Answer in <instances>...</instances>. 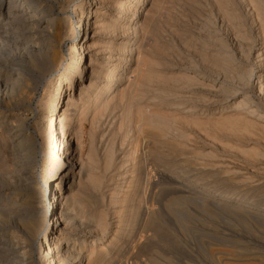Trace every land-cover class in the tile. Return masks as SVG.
Segmentation results:
<instances>
[{
	"label": "bare ground",
	"instance_id": "obj_1",
	"mask_svg": "<svg viewBox=\"0 0 264 264\" xmlns=\"http://www.w3.org/2000/svg\"><path fill=\"white\" fill-rule=\"evenodd\" d=\"M54 1L57 5V13L63 15L54 14V7L49 4L50 0H0V33H5L6 42L10 41V38L18 41V43L22 42L26 50L24 52L26 56L23 57V60L17 61L8 55L5 60L0 61V87L5 95V119L12 115V113L8 114L6 112L12 110L10 103L14 104V101L8 98L17 97L19 100L28 95L33 87H38L43 83L44 76L40 72L51 71L55 67L61 66L64 61L61 50L64 43H66L68 51L74 55L70 64L64 66L66 70L63 75L56 77L54 80L55 85L50 86L52 88L51 92L42 107L32 111L35 116L34 130H36L38 136L41 135L45 139L44 146L40 144L38 150V142L34 133H27L23 123L14 126L13 129L11 128L10 136L12 138L9 139V142L3 144L6 149L9 147L10 150L11 148L18 150L17 155L14 154L16 156L15 164L16 168L18 167L24 174L25 184L20 185L24 186V191L30 190L32 192L31 194H24L19 191L13 196L12 200L9 199V201L11 200V207H16L17 212L15 210V214L9 219L3 220L1 218L5 228L4 234L2 233L3 238L11 246L9 250L15 259L12 264H123L130 260L134 264L144 252L154 246L157 231L161 228L166 211L165 208L173 207L172 204H179L177 194L185 191L184 187H188L185 181L188 180L190 176L188 174L192 170L190 160H187V158L183 160V155L187 154L184 152L185 149H181L182 146L177 145L176 142L177 139H180V141L181 139L185 140L186 133L179 131V129L176 130L171 124L169 125L165 120L167 118L164 119L153 113H145L143 111L145 109L142 110V106L140 107L138 103L140 99L148 97V94H152L148 97L150 99H154L157 94L167 95L164 94L166 93L165 90L163 91L161 88L144 89L146 91L139 90L144 81H150L151 76L154 74L153 72L151 75L148 66L150 64L154 65L158 61L155 63L151 59L152 62L150 63L148 58L150 50L147 53L146 50L143 51L142 40H139L140 42H137V40L140 37L139 32L142 33L143 31L145 33L148 31L150 21L154 19V10L158 8L161 0H105L114 4L119 3L121 6H118L122 8L121 10L127 13L125 15L127 17L122 15L125 20L122 23L114 22L116 21L114 19V21H111L112 17L108 21L107 18H99L103 11L93 8L92 4L100 5L104 3V0H82L80 4L75 3V0ZM225 1L219 0L217 4L221 6L222 14L224 13L227 19L231 21L230 24L237 27L244 23L243 16L237 11L236 6L231 5L232 1H226L230 2H228V5L231 8L225 5ZM149 2L148 12L153 11L154 15H152L151 20L147 18L146 22L143 21L144 23L138 24L139 9ZM247 2L250 6L249 10H251V12L248 11V14L250 12V21L252 23L258 21L260 24L261 29L259 28L260 30L258 29L259 31L256 33L260 45H263L258 47L257 50H261V48L264 49V0H247ZM72 3L74 6L73 13L75 11L79 12L75 23L66 11ZM108 17L110 16L108 15ZM91 25H93L94 30L99 32H110V35H107L109 39L102 41L106 43H104L106 46L98 48L96 52L94 51V55H97L98 50L104 54L100 61L91 56V48H95L94 45L97 43V41L94 42V31H92L91 36H89V31L87 32ZM80 27L82 32L80 36H77L76 30H79ZM115 30H120L119 34H115ZM143 36L145 37L144 34ZM117 38H120L121 41L118 40L116 44H113L112 40ZM6 44L8 45V43ZM97 44L99 46V43ZM1 45L0 50H2ZM143 52L146 57L141 58ZM86 54H89L88 65H85ZM230 55L223 50L219 54L221 59L217 55L219 59L214 58V62H216L215 59L217 61L222 60V67L224 66L228 70L231 65L230 60H232ZM261 55L260 51L256 53L255 61L258 64L256 74L253 75L250 70L243 67L239 71L237 70L240 77L238 83L242 88L240 86L234 87L235 85L232 87L224 82L219 85L228 97H234L242 89L243 94L235 103H232L234 105L232 107L238 113L244 110L247 115H254V117H257L255 119L256 123L264 120V109H260V105L250 100L249 91L253 90L251 86L253 83L257 88L256 93L264 96V77L262 73L264 65L262 64ZM206 58L204 56L203 61H207ZM130 64H134L132 69ZM88 68H90V76L87 77L85 72ZM189 71L195 70L189 69ZM159 72L157 74L155 72V74L158 75ZM156 75L155 77L158 78ZM195 76H183V78L185 77L183 81L187 79L188 83V81H193L194 78L196 80L198 76ZM230 78L233 77L230 76ZM87 79L88 82L85 81ZM195 80L193 81L194 84L197 81ZM46 81L44 80V91H47L49 84ZM232 83L234 84L233 81ZM77 85L78 91L75 93L73 89ZM59 91L61 93L66 92V100L62 99L59 102V95H61ZM223 99L225 100V98ZM148 102L150 101L146 103ZM59 103L60 105H58ZM119 111L120 113H118ZM187 112L192 111L189 109ZM239 116V119L236 118L237 121L235 120L233 124L241 120L242 125H245H243L244 131L248 132L250 128L248 121L245 122V118L241 119ZM3 117L0 115V123L3 122L1 119ZM230 119H233V117H230ZM255 121L253 120V123ZM235 125L237 126V124ZM86 126L89 127L90 148L87 151L86 161H83L81 155ZM230 127L232 128L233 125H230ZM100 129L102 130L98 135L100 137L98 144L101 145V148H99L101 153L98 155V152L95 151L96 148L94 149V142ZM239 131L242 130L239 129ZM130 133H133L134 136L135 133L137 134V137L132 141H128L133 138ZM50 139L53 140V146L49 144ZM125 141H127L126 146L129 147L123 153ZM44 151L47 154V159L42 157ZM121 153L122 156H119ZM254 153L256 154V152ZM117 157H120L119 161H117ZM99 165L102 166L104 173L115 171L112 176L110 173V177H108L109 184L102 186L104 181H107V179H101L105 174L100 176V179L97 178L98 176H94V170H97ZM39 166L41 167L40 172L37 171ZM127 166L129 169H126ZM120 168L124 169V172L119 170ZM121 179L122 182L117 183ZM220 182L222 181L218 183ZM163 184L169 185V188L174 191L167 195L171 199L168 198L165 202L166 194L163 195V191L165 192ZM238 184L239 182L235 183L236 187H239ZM86 185L99 192L102 188L106 189L107 187L106 191L108 192L106 194L102 191L100 195L101 200L99 201L102 209L97 207L98 212L91 213L89 216H86L89 213H85V215L81 213L83 206H85L82 197H85L86 194L83 196L82 193ZM215 187H212L214 188L212 191L215 190ZM209 189V187L204 189V194L209 196L208 202L246 213L248 214L246 216L253 217V220H259L260 226L263 227L261 229L264 230V203L259 205L260 202L259 206H255L246 199L233 197L230 195L231 193H212ZM261 195L263 196L264 193ZM202 196L204 197V195ZM205 197L206 200L207 197ZM98 199H100L99 196ZM106 201L107 203H105ZM95 204L94 202L91 205L95 206ZM104 204H109L113 208L112 215L116 218L114 222H110L114 224L112 226L107 220L108 211L105 210L104 212ZM89 207L91 206L89 205ZM85 208L89 210L88 207ZM87 210L86 212H88ZM69 223L72 224L68 227ZM76 226L80 229V234L76 233ZM110 227H112V230L109 234ZM105 237L108 238L105 240ZM257 255L264 264V248H261ZM145 261H141V264H159L154 260Z\"/></svg>",
	"mask_w": 264,
	"mask_h": 264
},
{
	"label": "rangeland",
	"instance_id": "obj_2",
	"mask_svg": "<svg viewBox=\"0 0 264 264\" xmlns=\"http://www.w3.org/2000/svg\"><path fill=\"white\" fill-rule=\"evenodd\" d=\"M53 1L54 0H50L49 4H52L51 6L54 7V14H56L57 5L56 2ZM81 1L82 0H75V3L80 4ZM218 1L219 0H161V3H159L161 6L159 5L157 8L159 10H154L155 15L153 14V11L150 13L148 12L150 2L139 9V15L137 17L138 24L144 23L143 21L146 22L147 18L148 20H151L152 15H154V19L150 21L148 31H146L145 33H143V31L142 33L139 32L141 38L138 37L137 42L139 40H142L141 46L143 51L146 50V53L150 50V52L148 53L150 63L152 62V60L155 63L158 61L156 64H150L148 66V69L151 71V75L153 72L154 74L151 76L150 81H144V84L139 87V90L146 91L149 88H161L163 89V91L165 90L164 92L166 93L164 94L167 95L157 94L154 99H150L148 97L152 94H148V97L146 96L144 97V99H140L138 103L140 104V107L142 106V110L145 109L143 110L145 111V113H153L163 117L164 119H170V121L172 122L165 119L166 122L169 123V125L171 124V126L176 130L179 129V131L186 133L185 140L181 139L180 141V139H177L176 142L178 143L177 145L182 146H179L181 149L184 148L186 150L185 151L183 149L184 152L187 153L186 155H183V160H185L186 158L187 160H190V168L192 167V170L191 173L188 174V176L190 175L188 177V180L185 181V183L188 184V189L184 187V189L186 190L180 192V194H177V196H179V204H172L174 208L172 206L171 208H165L166 211L164 213V217L160 226L161 228H159L157 231V238L154 246L150 250L144 252L140 256L141 258L134 262V264H141L145 260H154L159 264H262L263 262L257 255L260 252L261 248H264V230L261 229L263 227L260 226V221L257 219L253 220V217H248L246 216L248 214L239 212L238 210L236 211L233 209H229L217 203L211 204L210 202H208L209 196L206 194L208 196L207 197L204 194V189H208L209 187V190H211L212 193H231L230 195H232L233 197L241 198L242 200L246 199L247 201H249V203H252V205L255 206L263 205L264 203V195H261L264 193V120L260 121V123L259 121H257L258 123H256L255 119L257 117H254V115H247L246 113H244V110L241 111L242 113H238L233 109L232 106L234 105L232 103H235L243 94L241 91L242 89L234 97H228L227 94L223 93V90H221V87L219 86L224 82L232 87L234 85V87H241V85L238 83L240 82L238 71L242 67L250 70L253 75L256 74V69L258 70V64L255 60L256 53L258 51L262 53L261 59L262 64L264 65V49L261 48V50H257L258 47L263 46L260 45V41L257 39L256 33L261 28L259 27L260 24L258 21L255 23H252L250 21L251 17L249 16V14L251 10H249L250 6L247 4V0H231V5L236 6L237 11L240 12V14L243 16L242 19H244L245 21L244 23L240 24L241 27L240 25L234 27L232 26V24H230L231 21L227 19L224 13L222 14L223 11L222 9L220 10L221 6L217 4L219 3ZM110 2L104 0L103 4H105L106 6L103 4H92V7L100 9L101 12L103 11L102 14L104 15L101 14V17H99L101 19L107 18L106 20L108 21V19L112 17L110 19L111 21L116 20L114 22L117 23L125 22L123 17H127L125 16L127 15V13H124L121 10L122 8L120 7L121 5L119 3L114 4ZM228 2H226L225 5H228ZM107 5H109L110 7ZM225 5L223 6L225 7ZM73 7V3L70 4L66 10L68 14H66L70 15L73 23H75L76 19L79 16V12L75 11V13H73ZM227 7L231 8L230 5H228ZM248 11H250L249 14ZM57 15L63 14L57 13ZM108 15L110 17H108ZM88 31L89 36H91L93 34L92 31H94V42L97 41L100 46L99 47L96 43L94 45L95 48H91V56L94 59L97 58L98 61H100V59L102 60V55L104 54L100 53V50H98L99 53H96L97 55L94 54L98 48L106 46L104 45L105 42L102 41H106L107 39H109L107 35H110V32H99L98 30H94L93 25L89 27V30H87V32ZM119 31L120 30H115L114 33L119 34ZM81 32L82 29L80 27L79 30H76V35L80 36ZM143 34L145 35V37L143 36ZM12 39L13 38H10V41L6 42L5 33H0V45L3 44L1 45L2 50H0V61L5 60V57L8 55L9 57L16 59L17 61L23 60V57L26 56V54L24 53L26 50L24 49L25 47L23 43H18V41ZM118 40L119 42L121 41L120 38H117L113 39L112 43L116 44ZM6 43H8V45ZM61 50L64 61L62 62L60 67H55V69L51 71L40 72L42 76H44L43 83H41L38 87H33V89L28 92V95L19 99L20 101L17 99V97H14L12 99L8 98L14 101V104H12V102L10 103V107L12 108V110L7 111L6 113H12V115L14 114L15 117H12L11 115L9 118L5 119V95L1 91L0 87V115L2 117L4 116L3 118H1L3 122L0 123V264H12L15 260L13 258V255L11 254V251L9 250L11 246L3 238V231H5L3 220L9 219L11 216H13V214H15V212H17V208L11 207L10 202L13 196L19 193V191L20 193L24 194L32 193L30 192V190L24 191V186H21L22 184H25L24 174L20 171V169H18V167L16 168L15 164V155H17L18 150L14 148H11L10 150L8 149L9 147L6 149L4 148L3 144L4 142H9V139L12 138V136L10 135L13 127H16L21 123L24 124L27 133H34V136L38 142V150L40 149V144L44 146V144L46 143L45 139L41 135L38 136L36 130H34L33 125L35 116L32 111H36L37 109H40L42 107L44 101L47 100L48 95L51 92V87L55 85L54 80L61 74L63 75V72L66 70L64 66L70 64V62L74 58L73 53L68 51L66 43L62 45ZM223 50L227 51L229 55L231 54L230 56L233 60H230V64L233 67L230 65L228 67V70L224 66L222 67V60L217 61L220 58L219 54H221ZM215 54L216 56H214ZM217 55L219 58H217ZM88 56L89 54H86L85 65H88ZM204 56L205 58L207 57V61H203L202 58ZM143 57H146L144 52L141 58ZM214 58H217V60L215 59V61L218 63L214 62ZM130 66L132 69L134 67V64H130ZM234 66L238 68L236 69ZM215 68H217V71L215 70ZM189 69L195 71H189ZM155 72L156 74L157 72H159L158 75H156ZM85 73L87 77L90 76V68H88ZM262 73L264 77V70L262 71ZM155 75L158 76V78L155 77ZM186 75L198 76H195L197 78V81L194 78V80L196 81L195 84L193 82L194 80L191 82L188 81V83L186 81L187 79H185L186 82L183 81L185 78H183V76ZM230 76H232L233 78L231 79ZM226 79L230 80V82H228L227 80V83ZM44 80H47L46 82H49L48 88L46 89L47 91H44ZM85 81L88 82V79ZM232 81L234 82V84L232 83ZM251 86L253 90L249 91L250 100L253 103L260 105V109H264V96L256 93L257 88L255 84L252 83ZM73 90L76 93L78 91V85ZM59 93L61 94L59 95V102H61L62 99L66 100V92L61 93V91H59ZM158 97H162L161 101ZM223 98H225V100ZM147 101L150 102L146 103ZM58 105H60V103ZM146 109L149 111L146 112ZM187 109H190L192 112H187ZM118 113H120V111ZM243 115L245 117H242ZM238 116L241 119L245 118V122L248 121V126H250V128L247 126L249 128H247L248 132L244 131L243 127L245 125H242L241 120H238V122L235 123L237 124V126L233 124ZM230 117H233V119H230ZM253 120L255 121L254 123ZM230 125H233V127L231 128ZM239 129H241L242 131H239ZM101 130L102 129L97 132L96 140L94 142V149L96 148L95 151L98 152V155H100L101 153V149L99 150V148H101V145L98 144L100 139L98 135ZM88 133L89 127L86 126L81 155V159L83 161H86V155L88 153L87 151H89L90 148V138ZM131 134L133 138H130V140L128 141H132L137 137L136 133L135 136L133 133H130V135ZM183 143L185 146L183 145ZM49 144L50 146L54 145L52 139L49 140ZM124 144L125 145H123V147H125V149L123 153L126 152L125 150H127L129 147L126 146L127 141H125ZM243 150L248 151H246L245 153V151ZM253 151L256 152V154ZM43 153V159H47L46 152L44 151ZM119 156H122V153ZM118 159L120 160V157H117V161H119ZM128 166L130 167V165ZM128 166L126 169H129ZM97 167L99 168L97 170H94V176H98L97 178L100 179V176L105 174V178L104 176H102L101 179H107V181H104V184H102V186L105 184H109L110 180L108 177H110V173L112 176L115 171L104 173L101 165ZM122 168H120L119 170H122L124 172V169ZM40 170L41 167L39 166V168H37V171L40 172ZM19 178L21 179V182ZM219 181L222 182L218 183ZM118 182H122V179L118 180L117 183ZM238 182L239 187H236L235 183ZM162 186L165 188V192L163 191V195L166 194V199L164 200L165 202L168 198L171 199L170 197H167V195L174 191L173 189L171 190L169 188V185L163 184ZM86 187H84L82 195L84 196V194H86L85 197L88 198L86 199L85 197H82L85 201V203L83 202L85 206H83L84 214L83 211L81 213L82 215H85V213H89L86 214V216H89L91 213L94 214V212H98V209H102L101 202L99 201L101 200L100 195L102 194V191L106 192V194L108 192L106 191L107 187L106 189L102 188L103 190H100L101 193L97 190H92V188L88 187L87 185ZM212 187H215V190H213L214 192L212 191V189H214ZM16 190L18 191L16 192ZM11 193L13 194L11 195ZM202 195H204V197L206 196L207 199L205 200ZM98 196L100 199H98ZM174 197H176V195H174ZM10 198L11 200L9 201ZM94 202L96 203V207L94 205H91ZM105 203H107V201ZM89 205L91 207H89ZM85 207H88L89 210H87V208ZM97 207L98 209H96ZM103 208L104 212L105 210L108 211V222H114L116 217L112 215L113 208H111L109 204L105 205ZM91 209L94 210L92 211ZM86 210L88 212H86ZM87 218L89 219V217ZM71 224L69 223L68 227ZM112 225L114 224H111V226ZM75 229L76 233H81L80 229L77 226ZM111 230L112 227H110L109 234L111 233ZM106 238L108 237H105V240ZM251 250L254 251L252 252ZM9 257H11L12 259ZM123 264H133V261L130 260L127 263Z\"/></svg>",
	"mask_w": 264,
	"mask_h": 264
}]
</instances>
